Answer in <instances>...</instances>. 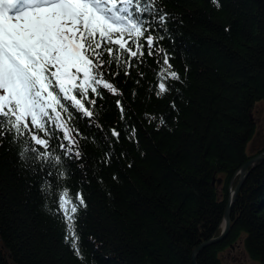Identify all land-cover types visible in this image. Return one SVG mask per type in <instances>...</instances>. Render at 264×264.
<instances>
[{"label":"trees","instance_id":"trees-1","mask_svg":"<svg viewBox=\"0 0 264 264\" xmlns=\"http://www.w3.org/2000/svg\"><path fill=\"white\" fill-rule=\"evenodd\" d=\"M155 7L166 14L167 31L151 15L142 18L146 35L158 37L156 54L145 45L128 75L107 66L119 94L89 93L92 118L69 105L78 141L71 158L62 132L52 129L49 151L62 166L42 172L37 164L33 172L20 143L0 138V264H193V251L222 233L240 178L231 185L233 177L264 152V0H156ZM165 54L180 79L157 96ZM45 179L51 195L41 191ZM65 187L87 205L78 219L83 260L53 214ZM231 219L228 236L204 247L198 264H224L239 242L264 264V162L250 171Z\"/></svg>","mask_w":264,"mask_h":264},{"label":"snow or ice","instance_id":"snow-or-ice-1","mask_svg":"<svg viewBox=\"0 0 264 264\" xmlns=\"http://www.w3.org/2000/svg\"><path fill=\"white\" fill-rule=\"evenodd\" d=\"M213 2L219 6V0ZM155 3L156 0H0V138L10 134L12 142L20 143L19 155L25 167L38 164L43 172L48 165L62 166L61 157L54 156L49 148L53 128L62 132L68 142L67 146L61 145L66 148L65 156L71 158L73 147L78 145L74 129L69 126V105L92 118L94 111L86 101L95 106L96 100L89 99V93L102 97L101 89H106L119 94L105 78L106 67L115 63L128 75L132 58L144 57L145 45L148 56L156 54L158 37L146 35L148 29L142 18L145 13L151 15L167 31L166 14ZM158 77L157 96L171 90L169 80L180 79L167 54L162 57ZM120 110L124 112L123 106ZM160 123H164L163 118ZM111 134L117 141L121 135L116 129ZM75 156L79 158L81 153L76 151ZM32 171L37 168L32 167ZM53 174L47 171L48 176ZM58 176L63 177L64 172L59 171ZM52 188L45 179L41 191L51 195ZM55 202L58 207L53 214H60L65 243L83 260L78 219L81 209L87 206L84 196L73 195L65 187Z\"/></svg>","mask_w":264,"mask_h":264},{"label":"water","instance_id":"water-1","mask_svg":"<svg viewBox=\"0 0 264 264\" xmlns=\"http://www.w3.org/2000/svg\"><path fill=\"white\" fill-rule=\"evenodd\" d=\"M264 162V152L255 156L252 159H249L248 162H246L236 173V175L233 177L231 181V185L233 184V181L237 175L240 176L238 183L236 184L237 186L235 188H232L233 185L231 186V191H230V198L226 206V211L224 214L223 218V224H222V233L218 237L212 238V240L206 241L201 243V246L197 247L192 255V263L193 264H198L197 259H198V254L201 252V250L209 245H213V243L221 242L224 240L226 236L230 233V228H231V215L233 211V206L234 203L236 202L238 198V194L242 187L244 186V182L247 179V177L250 174V171H252L257 165L261 164ZM215 182V181H214ZM222 179L218 181V184H221Z\"/></svg>","mask_w":264,"mask_h":264},{"label":"rangeland","instance_id":"rangeland-1","mask_svg":"<svg viewBox=\"0 0 264 264\" xmlns=\"http://www.w3.org/2000/svg\"><path fill=\"white\" fill-rule=\"evenodd\" d=\"M261 118L259 119V126L264 131V113H261ZM227 258L224 264H261L260 262L252 260L247 253L242 242H239L235 250L228 251Z\"/></svg>","mask_w":264,"mask_h":264}]
</instances>
